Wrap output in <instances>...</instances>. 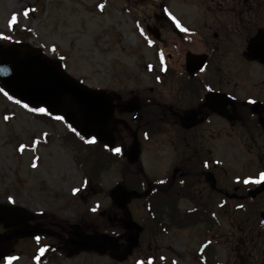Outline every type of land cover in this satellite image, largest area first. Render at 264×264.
<instances>
[{
	"label": "flooded vegetation",
	"instance_id": "af4514ba",
	"mask_svg": "<svg viewBox=\"0 0 264 264\" xmlns=\"http://www.w3.org/2000/svg\"><path fill=\"white\" fill-rule=\"evenodd\" d=\"M132 1L143 3L132 11L140 44L129 52L124 85L104 89L115 146L124 153L134 132L140 142L138 163L125 159L134 190L151 186L128 208H178L183 231L188 217H197L201 264H222L218 252L229 247L235 264H264V182L245 183L264 171V0ZM113 170L121 180L123 170ZM33 214L30 224L61 230ZM37 237L43 236L18 239L0 264L23 257L19 244ZM139 240L141 246L144 232ZM41 249L31 258L46 256Z\"/></svg>",
	"mask_w": 264,
	"mask_h": 264
},
{
	"label": "rangeland",
	"instance_id": "374dc122",
	"mask_svg": "<svg viewBox=\"0 0 264 264\" xmlns=\"http://www.w3.org/2000/svg\"><path fill=\"white\" fill-rule=\"evenodd\" d=\"M141 5L132 0H0V33L9 37L0 39V45L27 39L86 87H121L126 82L123 71L128 68L129 52L140 44L132 11H139ZM14 15L17 23L12 22ZM43 117L0 93V205L40 212L44 221L52 219L89 234L111 230L107 219L119 216L118 210L111 208V195L121 178L113 169L123 170L124 181L136 178L125 171L127 164L113 163L99 172L98 181L86 183L77 160L82 150L75 140L63 139L69 126L63 120ZM9 196L14 204L8 202ZM93 208L97 210L93 212ZM135 208L131 213L145 227L146 241L124 262L116 263L108 253L70 255L63 244L40 238L36 243H20L18 251L23 250V257H16L11 264H201L196 258L202 242L200 228L193 227L197 217H188L189 231H183L185 223L178 208L154 209L159 221L139 204ZM114 233L121 232L116 229ZM40 245L45 254L50 250L52 257L31 258ZM217 259L235 264L234 249H220Z\"/></svg>",
	"mask_w": 264,
	"mask_h": 264
},
{
	"label": "water",
	"instance_id": "95a60500",
	"mask_svg": "<svg viewBox=\"0 0 264 264\" xmlns=\"http://www.w3.org/2000/svg\"><path fill=\"white\" fill-rule=\"evenodd\" d=\"M0 87L14 99L32 108L45 107L52 115L64 117V121L84 139L95 137L99 142L113 146L115 124L111 99L104 90L87 88L75 81L41 49L25 42L0 45ZM139 145L135 132L132 145L124 152L132 164L138 163ZM139 171L142 173L141 168ZM149 191L150 187L144 193L116 189L112 194L115 205L122 210L119 219L126 232L122 237L126 243L124 245L119 243L118 237L98 231L89 234L74 227L67 230L68 237L63 238L59 233L41 228V225L30 226L27 221L32 215L25 216L23 209L14 210L0 205V224L7 229L0 234V260L7 256L18 238L45 233L62 239L69 254L108 252L111 259L125 261L138 246L142 232L141 226L134 222L127 204L132 199L145 197Z\"/></svg>",
	"mask_w": 264,
	"mask_h": 264
},
{
	"label": "trees",
	"instance_id": "16d2710c",
	"mask_svg": "<svg viewBox=\"0 0 264 264\" xmlns=\"http://www.w3.org/2000/svg\"><path fill=\"white\" fill-rule=\"evenodd\" d=\"M30 34V32L26 31L25 34L27 36H29L28 34ZM27 39H24V41H26ZM4 42H6L7 44V41L6 40H2ZM13 41H9V43H12ZM44 117L43 118H46V117H51L50 115H43ZM68 134L64 137L63 139H65L66 142L68 141H73L75 140L78 145H79V150L81 149L82 151L80 152L79 154V157H78V163H79V166H81V168L83 169L84 171V177H86V179L90 180V181H98L97 180V176L99 174L100 171H102V169L104 168H107V167H110L113 162L116 161V159H119V157H122L120 154H115L114 152L108 150L105 146L103 145H96V144H93V143H89V142H86L84 141L80 135H78L77 133L73 132L72 131V128L69 127L68 129ZM100 149V150H98ZM124 164V163H122ZM99 178V176H98ZM134 179L133 178H130L123 181L122 184L130 189H135L134 187ZM111 208H114V209H117L114 207V205H112ZM173 209V208H172ZM158 210H152V214H153V218H157L158 217ZM161 217H158V221ZM109 226L111 228V230L108 228V229H105V230H102L103 232H108L110 233L111 235H116L117 233H114V231L117 229L119 230L121 233L123 232V230L118 226V225H112L109 223ZM115 226V230H114V227Z\"/></svg>",
	"mask_w": 264,
	"mask_h": 264
},
{
	"label": "snow or ice",
	"instance_id": "6c2138e0",
	"mask_svg": "<svg viewBox=\"0 0 264 264\" xmlns=\"http://www.w3.org/2000/svg\"><path fill=\"white\" fill-rule=\"evenodd\" d=\"M99 7L102 9V8H103V5H100ZM24 15L27 16L28 13L25 12ZM168 15H169V17H170V18H171V19L177 24V26L180 27V22L176 19V17L173 16L171 13H168ZM12 22H13V23H17V22H18L17 17H16L15 15L12 17ZM182 30H183V31H188L187 28H182ZM143 34H144V33H143V30H141V35H143ZM8 38H9V37L3 35V33H0V39H8ZM149 43H151V41H149ZM53 51H55V48H53ZM62 59H63V57H62ZM0 93H3V95H4L5 97H7L9 100L13 99V97L10 96L9 93H8L7 91H5L3 88H0ZM16 103H17V104H22V107H23V108L28 109V110L31 111V112H34V113H40V114H43V115H51L50 111H49L47 108H45V107H39V106H38V107L32 108V107L29 106V104H27V103H22V101L19 100V99L16 100ZM250 103H255V101H250ZM4 119L7 120L8 117L5 116ZM55 119H57V120H63L64 117H62V116H57V117H55ZM69 127H71V125H69ZM72 131H73V132H76V129H75V128H72ZM77 134H79V133H77ZM45 135H47V134L45 133ZM89 142H90V143H95V142H96V138H95V137H92L91 140H90ZM22 147H23V146H21V148H22ZM106 147H107V145H106ZM121 151H122V149L119 148V147H116V148L113 149V152H114L115 154H120ZM33 167H35V165H33ZM249 182H251V183H256V184H259V183H261V182H264V171L259 172V174H258V178H257V179L252 180V179L250 178L249 180H246V181H245V183H249ZM161 183H163V181H161ZM181 183H183V181H182ZM77 191H79V189H73V192H74V193L77 192ZM8 202L14 204V203H15V200H14L11 196H9V197H8ZM96 210H97L96 208H93V209H92L93 212H95ZM36 239H37V241H39L40 238L37 237ZM43 252H44V250L41 249V254H43ZM14 259H16V257H9V258H8V260H9V264H11V261L14 260ZM37 259H39V257H37ZM149 264H151L150 261H149Z\"/></svg>",
	"mask_w": 264,
	"mask_h": 264
}]
</instances>
